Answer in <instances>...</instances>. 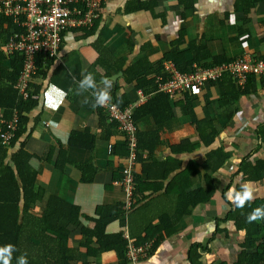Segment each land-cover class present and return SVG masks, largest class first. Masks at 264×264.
<instances>
[{"label": "crops", "instance_id": "obj_1", "mask_svg": "<svg viewBox=\"0 0 264 264\" xmlns=\"http://www.w3.org/2000/svg\"><path fill=\"white\" fill-rule=\"evenodd\" d=\"M128 1L107 0L92 35H87L90 28L67 32L59 57L42 60L33 79L39 99L27 114L26 133L19 143L23 142L26 150L36 155L30 160L36 171L37 195L32 205L35 215L42 213L50 196L79 206L81 213L90 217H96L99 206L125 205L126 197L119 183L126 164L124 136L106 113L93 107L92 89L77 95L78 82L85 75L93 74L98 87L104 80L112 81L111 99L116 103V99L124 101L125 106L136 110L153 94L146 93L148 86L144 93L135 87V81L126 83L123 70L139 62L144 69L137 78L143 77L145 70L150 74L148 79L154 76L162 57L178 39L182 24L185 43L180 49L187 50L190 42L204 45L209 54L204 63L211 64V57L232 61L247 54L264 59V0H193L190 9H184L178 0H154L152 12H125ZM65 37H70L71 43ZM4 44L0 41L2 52ZM6 58L1 65L9 67V57ZM190 58L188 54L187 59ZM120 63H124L123 70ZM117 75L115 80L109 79ZM255 84L256 93L230 101L222 97L224 89L217 82L210 83L200 94H190L188 103L185 97L189 94L168 96L174 115L162 123H156L150 114L137 118V133L148 143L142 148L141 157L145 164L151 165L155 160L158 165L141 174L142 166L136 163L135 172L143 179L138 195L133 196L130 210L122 211L120 219L107 227V233L127 231L133 240L143 237L145 228L157 225L161 215L175 212L183 192L206 189V177L211 178L215 189L207 203L189 205V213L174 225L173 233L165 236L141 264H189L187 250L192 243L207 247L201 257L204 264H214L220 258L227 264L235 260L245 233L236 231L232 222L216 224V219H222L229 210L225 201L228 191L222 196L229 183L232 188L250 184L253 199L264 198V174L262 181L254 182L239 171L249 155L248 162L253 165L264 160V143L257 134L259 125L264 123V77H258ZM85 99L88 103H84ZM181 104L189 106L198 120L211 121L218 130L210 146L200 141L191 114H185ZM19 143L10 153L19 149ZM146 147L152 152L148 153ZM220 147L229 158L212 172L205 162L206 154ZM41 156L49 161H41ZM89 164L94 168L84 172L82 168ZM91 177L92 182H83V178ZM216 203L228 210L216 214ZM82 223L88 228L95 226L84 218ZM81 241L79 229H74L66 241L67 248L81 255L75 264H122L118 249L89 257L87 252L96 251L98 245L94 242L83 248Z\"/></svg>", "mask_w": 264, "mask_h": 264}, {"label": "trees", "instance_id": "obj_2", "mask_svg": "<svg viewBox=\"0 0 264 264\" xmlns=\"http://www.w3.org/2000/svg\"><path fill=\"white\" fill-rule=\"evenodd\" d=\"M107 1V0H106ZM102 4V8L105 5ZM178 3L184 9H190L193 5V0H178ZM156 2L130 0L126 3L125 12H136L146 10L152 12ZM248 9V8H246ZM102 10V9H101ZM184 17V15L182 16ZM95 24L87 30V35H92L96 31ZM22 32V28L13 24L11 18L0 15V41L6 43L9 38L16 33ZM185 26L181 25L179 37L171 45V49L166 53L159 62V69L153 71L154 76L148 79L149 73H146L141 78H137L141 73V64L135 63L126 67L123 70L124 63H120V70H123L124 80L126 83L135 81V87L145 93V86H148L146 93H152L153 96L144 104L136 108L133 118H137L141 114H150L156 123H162L173 117L170 99L167 94L156 92V78L162 75L163 63L171 61L175 64L177 70L181 73H189L192 65L200 66L220 65L228 62L222 58H212V63H204L209 58V54L204 45H198L196 42H190L187 50H181L179 46L185 43ZM191 54V58L187 59V55ZM4 52L0 50V117L5 121L11 119L14 114L17 115V130L8 141V145L3 144L0 137V248L6 245H14L12 252L11 264H18V259L25 256L28 264H75L81 258L79 251L66 247V241L69 239L71 232L74 229H79L82 235L80 246L89 248L94 242L98 245L96 251L87 252V256L95 257L104 252H110L118 249L122 264H127L126 261V245L127 242L123 238V233H107V227L120 219L122 213V203L115 205L99 206L96 210V217L83 215L79 206L73 205L57 196H50L40 215L32 213V205L36 198L34 185L36 181V171L31 167L30 160L36 155L31 154L25 148V144L19 143L21 137L26 133L28 120V112L34 108L38 99H22L15 89V83L19 77L22 67V57L19 54H14L9 57L10 66L4 67L1 62L6 58ZM45 57L37 58V72L41 68L42 60ZM52 60V59H50ZM35 75V76H36ZM110 75V74H108ZM152 75V74H151ZM258 76H250L248 83L244 89H237L233 79L229 75H224L217 80L219 87L224 89L222 97L228 98L230 101L239 99L242 95L256 93V79ZM31 88L35 93H38L34 84ZM193 96V95H191ZM190 95H186L185 102L191 100ZM120 105H125L124 101L116 99ZM182 111L192 116V122L195 124L200 141L205 146H210L218 136V130L215 129L211 121L198 120L191 113L189 106L181 104ZM137 125V123H136ZM7 124H0V134L6 131ZM259 138L264 143V123L260 124L257 129ZM141 133H137L138 147L136 163L142 166L141 174H147L149 168L158 163L153 161V164L148 165L141 157L142 148L148 144L141 137ZM17 143L20 144L16 152L10 153L15 148ZM125 146V158L128 156V149ZM147 148V147H146ZM148 149V148H147ZM152 150L148 149V153ZM47 153V152H46ZM49 153V147H48ZM251 156H247L240 166V172L244 173L248 181L259 182L263 180L264 160L258 161L256 164L248 162ZM229 155L223 152V149L217 148L206 154V164L212 172L219 170L228 160ZM41 161H49L44 156L39 158ZM8 160V161H7ZM137 166V165H135ZM150 166V167H149ZM93 169V165L82 168L85 172L87 169ZM170 171V168L165 172ZM95 172V171H94ZM141 174L133 173L134 190L133 196L138 195L139 185L143 181ZM122 179V170H121ZM93 177L83 178V182H92ZM232 188L229 183L222 191V196L225 192ZM233 188L237 192L242 191V187L235 185ZM214 185L210 177H206V189H196L190 194L183 192L180 200L177 201V208L173 214H163L159 217L158 224L145 228V235L137 237L133 241L135 246L152 242L148 255L150 256L159 242L173 233V227L183 215L189 213V205L196 207L199 204H205L210 201L214 194ZM42 194V191L40 192ZM229 206V210L222 219H216V224L219 222H232L236 231L245 233L241 250L237 253L232 264H264V219L248 223L247 216L256 208H264V198H256L246 202L245 206L237 208L232 202L225 198ZM82 218L95 223L93 228H88L83 225ZM150 226V225H149ZM216 232L219 230L216 229ZM213 235L212 237H214ZM120 248H117L119 247ZM206 246L200 243H192L187 250V261L189 264H204L201 261L202 252L207 251ZM83 264H89L83 262ZM213 264V263H210ZM220 264H227L222 262Z\"/></svg>", "mask_w": 264, "mask_h": 264}, {"label": "built area", "instance_id": "obj_3", "mask_svg": "<svg viewBox=\"0 0 264 264\" xmlns=\"http://www.w3.org/2000/svg\"><path fill=\"white\" fill-rule=\"evenodd\" d=\"M105 1L0 0V15L11 18L13 24L22 28V32L9 38L3 48L7 56L17 53L22 57L21 71L14 86L22 99H39V94L31 88L37 72V58L43 56L44 59H57L65 34L76 28H91ZM224 75H229L237 88L244 89L250 76L264 77V59L247 54L220 65L205 67L193 64L189 73L179 72L174 63L166 61L163 63L162 75L156 78V92L167 94L169 97L197 95L207 84L217 82ZM98 107L124 136L128 149L126 164L122 168V179L119 182L126 197L125 205L122 206V211L126 213L131 208L138 147V129L133 118L135 108L119 105L113 99ZM0 124H7L6 131L2 132L0 137L3 144H8L17 130V115L14 114L7 121L0 117ZM122 235L127 242V264H141L149 257L152 242L135 246L127 231Z\"/></svg>", "mask_w": 264, "mask_h": 264}, {"label": "clouds", "instance_id": "obj_4", "mask_svg": "<svg viewBox=\"0 0 264 264\" xmlns=\"http://www.w3.org/2000/svg\"><path fill=\"white\" fill-rule=\"evenodd\" d=\"M234 19V18H233ZM66 40L71 43L70 37H65ZM112 87V81L104 80L101 87L97 86L93 74L88 73L84 78L78 82L77 95H82L85 91L92 89L93 95L95 96V104L93 107L104 106L110 99V89ZM84 103H88L85 99ZM242 191L237 192L235 188H230L226 193L227 199L231 201L237 208H243L246 202L253 199V190L250 184L242 185ZM264 219V208H256L251 214L247 216V222L252 223L258 220ZM243 235V230L242 233ZM14 245H6L0 248V264H11L12 252ZM18 264H28L25 256H21L18 259Z\"/></svg>", "mask_w": 264, "mask_h": 264}, {"label": "rangeland", "instance_id": "obj_5", "mask_svg": "<svg viewBox=\"0 0 264 264\" xmlns=\"http://www.w3.org/2000/svg\"><path fill=\"white\" fill-rule=\"evenodd\" d=\"M225 186H224V188H225ZM214 207L216 210V214H219V215H221L222 212H224V211L226 212L228 210L227 206L225 207V205L220 204V203H216V205H214ZM217 258H220V256H218ZM220 263H222L221 258L214 262V264H220Z\"/></svg>", "mask_w": 264, "mask_h": 264}, {"label": "water", "instance_id": "obj_6", "mask_svg": "<svg viewBox=\"0 0 264 264\" xmlns=\"http://www.w3.org/2000/svg\"><path fill=\"white\" fill-rule=\"evenodd\" d=\"M117 77H118V75H117V76H112V77L109 78V79L115 80Z\"/></svg>", "mask_w": 264, "mask_h": 264}]
</instances>
